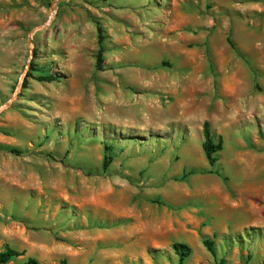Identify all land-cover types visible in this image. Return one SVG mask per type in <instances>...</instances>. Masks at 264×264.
Wrapping results in <instances>:
<instances>
[{"label": "rangeland", "instance_id": "374dc122", "mask_svg": "<svg viewBox=\"0 0 264 264\" xmlns=\"http://www.w3.org/2000/svg\"><path fill=\"white\" fill-rule=\"evenodd\" d=\"M106 1L0 0L6 264H264V0ZM103 4L172 28H101L97 69Z\"/></svg>", "mask_w": 264, "mask_h": 264}, {"label": "trees", "instance_id": "16d2710c", "mask_svg": "<svg viewBox=\"0 0 264 264\" xmlns=\"http://www.w3.org/2000/svg\"><path fill=\"white\" fill-rule=\"evenodd\" d=\"M95 24H96V31H97V43L99 46L97 57H96V67L97 69H99L102 63L101 43H102L103 37H102V29H101L100 24L98 22H95ZM27 76H30V74H28ZM37 80L51 82L54 79L52 76H47V77L39 76L37 77ZM25 81L26 80L23 81L22 85H25ZM202 135H203V142L201 144V148L203 150V153L206 157L208 164L210 166H213L217 162V157L215 156V154L218 151H220L222 148V138L218 137L217 142H214L211 136L208 122H204L202 125ZM105 149L107 151H110L109 147H106ZM111 160H112V157L109 154H105L102 160V168L106 169L109 166ZM203 244L212 255L215 254L214 249L212 247L213 245L212 242L208 240H204ZM172 247L175 253L179 257V264H181L184 258H186L189 255V249L186 246L181 245V244H173ZM18 256H20V254L16 250L7 247L5 248L4 251L0 252V264H6ZM23 264H39V263L36 259L28 258ZM61 264H66V262L61 261Z\"/></svg>", "mask_w": 264, "mask_h": 264}, {"label": "crops", "instance_id": "0c3cea01", "mask_svg": "<svg viewBox=\"0 0 264 264\" xmlns=\"http://www.w3.org/2000/svg\"><path fill=\"white\" fill-rule=\"evenodd\" d=\"M106 2H109V0ZM146 6L147 5L132 6L115 12L111 4H103L100 11L94 8L97 14L95 18L99 20L101 28L105 29L107 32L113 31L116 33H123L126 31L136 32L147 28H155L156 30L161 28H172L169 20H167L166 16L162 13L146 12L143 14L141 11L143 10L142 7ZM185 24L188 26L189 20H187Z\"/></svg>", "mask_w": 264, "mask_h": 264}]
</instances>
